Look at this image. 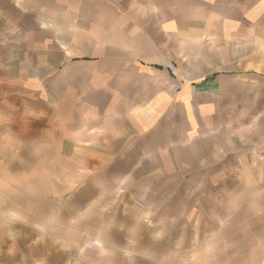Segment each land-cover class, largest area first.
Returning <instances> with one entry per match:
<instances>
[{"label": "crops", "instance_id": "crops-1", "mask_svg": "<svg viewBox=\"0 0 264 264\" xmlns=\"http://www.w3.org/2000/svg\"><path fill=\"white\" fill-rule=\"evenodd\" d=\"M2 264H264V0H0Z\"/></svg>", "mask_w": 264, "mask_h": 264}, {"label": "rangeland", "instance_id": "rangeland-1", "mask_svg": "<svg viewBox=\"0 0 264 264\" xmlns=\"http://www.w3.org/2000/svg\"><path fill=\"white\" fill-rule=\"evenodd\" d=\"M0 264H2V263L0 262Z\"/></svg>", "mask_w": 264, "mask_h": 264}]
</instances>
